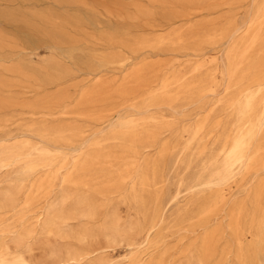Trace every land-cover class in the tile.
<instances>
[{"label": "bare ground", "instance_id": "bare-ground-1", "mask_svg": "<svg viewBox=\"0 0 264 264\" xmlns=\"http://www.w3.org/2000/svg\"><path fill=\"white\" fill-rule=\"evenodd\" d=\"M249 1L0 0V23L27 36L35 50H39L43 37L51 38L56 49L62 50L61 46L66 44L63 51L75 60L77 50L83 52L87 48L83 42L88 39L100 40L106 47L91 54L87 64L91 70H96L95 83L76 97L63 91L43 97L42 82L51 77L48 68L59 79L69 73L55 55L42 63L19 55L13 67H2L17 79L12 85L4 81V75L0 73V130L15 127L35 132L54 144L75 147L88 126H54L43 119L74 115L105 122L108 114L123 105L140 109L180 99L200 101L215 93L225 78V106L230 109L233 120L223 126L222 137L217 140L223 159L219 171L212 175L218 181L259 169L264 166V0L253 4L252 15L245 25H239L234 17L236 11ZM216 13L218 17L208 18ZM2 32L0 28V48ZM225 40L230 44L224 69L205 49ZM163 50L191 54L195 60H189L185 69H177L170 62L169 69H165L161 63L151 62L147 57L133 61L143 51ZM39 54V51L33 53L34 56ZM43 62L48 65L44 66ZM108 69L131 70L112 84L103 79L102 73ZM14 86L32 88L33 98L25 96L29 91L15 93L11 89ZM162 118L129 113L107 134L88 140L86 151L73 164L71 173L61 180L56 175L0 180V264H100L92 261L96 248L78 250L75 244L77 239L93 235H87V231L77 234L74 224L77 217H95L97 213L93 198L76 197L75 189L89 186L87 177L92 170L98 171L106 164H119L126 167L107 174L98 195L107 196L120 191L124 182L133 177L128 165L134 161L126 162V155L133 153L136 156L141 148L157 141L160 132L170 125ZM210 124V118L206 116L185 129L188 140L184 149H191L211 133L216 125ZM29 145L30 141L25 139L19 145L3 148L0 167L22 163L26 172L35 173L52 165L51 148L32 147L42 153L35 159L26 152ZM116 148L120 150L118 155ZM204 150L205 147H201L199 153ZM168 151L169 145L165 144L161 158L147 162L135 176L132 198L146 214L150 188L160 182L159 166ZM58 187L61 190L57 191ZM222 190L216 188L212 196L199 206L201 219L218 210L223 201ZM159 198L160 194H157L156 202ZM230 217L241 264H256L257 256L264 252V180L255 190L251 211L237 206L232 208ZM155 218L152 214L146 224L153 226ZM134 226L139 227L129 223L131 229ZM123 232L126 231L118 228L115 217L114 221L107 223L103 233L106 237L131 243ZM246 233L251 235L247 245L243 242ZM217 242L216 230L202 240L196 256L199 264H212ZM37 249L44 253V258L39 261L33 258Z\"/></svg>", "mask_w": 264, "mask_h": 264}, {"label": "rangeland", "instance_id": "rangeland-1", "mask_svg": "<svg viewBox=\"0 0 264 264\" xmlns=\"http://www.w3.org/2000/svg\"><path fill=\"white\" fill-rule=\"evenodd\" d=\"M261 0H250L234 16L238 24L245 25L252 15L254 3ZM226 11V10H225ZM218 17V13L208 18ZM2 32V45L0 48V73L4 75L3 80L14 85L17 77L4 68L13 67L19 55L33 58L39 63L55 55L58 60L69 70L64 78L59 79L51 68L47 69L49 80L45 78L42 82V95L47 97L58 92H66L76 97L83 89L91 87L96 70H91L87 64L91 54L103 51L106 47L100 40L94 38L83 42L87 48L82 52L77 50V59L70 58L63 49L53 47V40L43 37L39 50H35L33 43L27 36L15 32L12 26L0 23ZM240 32V31H239ZM230 42L225 40L216 45L208 46L205 51L212 53L217 62L224 69L227 65V50ZM90 48V49H89ZM96 49V51H91ZM39 51V56L33 53ZM147 57L149 61L161 63L165 69H169V62L177 69H185L189 60H195L193 55H183L176 51H143L133 58L134 62ZM79 58V61H78ZM44 66H47L43 62ZM210 65H207L209 67ZM212 66V64H211ZM133 68V67H132ZM131 68V69H132ZM129 70L113 71L104 70L102 75L106 81L118 82ZM46 72V71H45ZM225 78L221 80V86L213 94H208L200 101L188 102L180 99L171 103H161L148 108H134L129 106L118 107L114 113L108 114L106 121H91L78 116L62 117L55 115L43 120L50 125L72 124L86 125L87 131L83 138L74 146H61L41 138L35 132H25L15 127L0 130V152L5 147L21 144L22 140L30 141L26 152L31 153L32 158H39L42 153L32 150V147H49L53 150V163L51 166L35 173H28L23 169L22 163L11 167H0V180L13 179L28 176L30 179L56 175L59 180L71 173L73 164L80 158L82 152L86 151L88 140L107 134L114 126L125 120L129 113L141 115L160 116L169 122V128L162 130L157 141L146 148H141L136 154H127L126 162L129 164L133 177L124 182L120 191L107 196L98 195L107 174L124 169L126 166L119 164L104 165L98 171H91L87 177L89 186L76 187V197H92V203L97 206L95 217L79 215L74 222L77 234L87 231L92 235L86 239H77L75 244L78 250L85 248H96L92 261L100 264H199L196 260L202 240L213 230L217 231L216 253L212 258V264H241L239 259V248L230 228L232 208L244 206L251 211L254 193L258 185L264 180V166L257 170L246 173L243 171L233 179H221L215 181L212 175L219 171L223 159V153L219 151L217 140L222 137V128L233 120L230 109L225 106L226 91H224ZM15 93L29 91L25 96H34L32 88H11ZM24 96V94L22 95ZM117 101V100H116ZM209 116L211 133L206 134L191 149H184L188 140L185 129L193 127L198 120ZM216 124V122H218ZM169 145V151L159 166L160 182L151 186L149 194V205L147 214L140 211L132 198V187L135 176L147 165L161 158L162 147ZM205 150L199 153V149ZM116 155L119 154V149ZM135 156L130 159V156ZM125 157V156H124ZM127 166V167H128ZM207 167V169H204ZM213 180V181H212ZM212 181V182H211ZM214 182V183H213ZM216 188H222L223 201L215 214L201 219L199 206L212 196ZM61 190L60 187L56 189ZM160 194L156 202V196ZM156 207V208H154ZM157 212H153L154 209ZM153 209V210H152ZM155 214V223L146 224L151 215ZM116 217L119 229L126 231L123 236L131 243L122 241L121 238L113 239L104 235V228ZM129 223L138 224L132 229ZM251 240V235L246 233L243 239L245 245ZM35 261L42 260L44 253L42 249L35 250ZM256 264H264V252L257 256Z\"/></svg>", "mask_w": 264, "mask_h": 264}]
</instances>
